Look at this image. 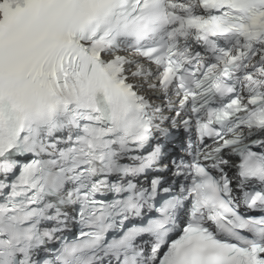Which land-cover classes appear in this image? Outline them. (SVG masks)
<instances>
[{"label": "snow or ice", "instance_id": "6c2138e0", "mask_svg": "<svg viewBox=\"0 0 264 264\" xmlns=\"http://www.w3.org/2000/svg\"><path fill=\"white\" fill-rule=\"evenodd\" d=\"M0 264H264V0H0Z\"/></svg>", "mask_w": 264, "mask_h": 264}]
</instances>
